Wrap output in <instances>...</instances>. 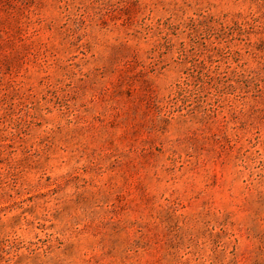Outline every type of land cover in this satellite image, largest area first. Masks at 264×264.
<instances>
[{"label":"rangeland","instance_id":"1","mask_svg":"<svg viewBox=\"0 0 264 264\" xmlns=\"http://www.w3.org/2000/svg\"><path fill=\"white\" fill-rule=\"evenodd\" d=\"M0 264H264V0H0Z\"/></svg>","mask_w":264,"mask_h":264}]
</instances>
